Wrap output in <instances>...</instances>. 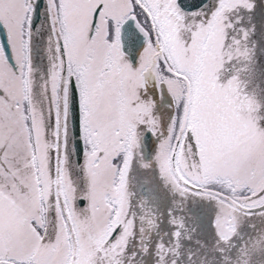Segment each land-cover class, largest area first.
I'll return each mask as SVG.
<instances>
[{"label": "snow or ice", "instance_id": "1", "mask_svg": "<svg viewBox=\"0 0 264 264\" xmlns=\"http://www.w3.org/2000/svg\"><path fill=\"white\" fill-rule=\"evenodd\" d=\"M0 264H264V0H0Z\"/></svg>", "mask_w": 264, "mask_h": 264}]
</instances>
